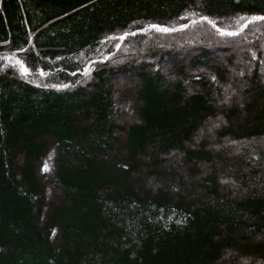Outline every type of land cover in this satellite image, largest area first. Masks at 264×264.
Here are the masks:
<instances>
[{
	"label": "trees",
	"instance_id": "16d2710c",
	"mask_svg": "<svg viewBox=\"0 0 264 264\" xmlns=\"http://www.w3.org/2000/svg\"><path fill=\"white\" fill-rule=\"evenodd\" d=\"M261 65L264 0H0V264H264Z\"/></svg>",
	"mask_w": 264,
	"mask_h": 264
},
{
	"label": "rangeland",
	"instance_id": "374dc122",
	"mask_svg": "<svg viewBox=\"0 0 264 264\" xmlns=\"http://www.w3.org/2000/svg\"><path fill=\"white\" fill-rule=\"evenodd\" d=\"M160 38V37H159ZM164 41V40H163ZM221 42H222V44H224V46H230L229 45V43H224V41H222L221 40ZM232 46V48L233 49H235V51H236V61H237V63H241V60H242V58L244 57V47H237V48H234V46L233 45H231ZM237 46H239V45H237ZM158 47H160V46H158ZM182 49H184L183 47H181L180 46V48L179 49H177L176 50V53H178V55L179 56H182V54H181V50ZM188 51L190 50V49H187ZM219 54V55H218ZM100 55V60H102V59H104V58H106L107 60H109L110 59V56H107V57H103L102 56V53L101 54H99ZM225 54H224V52H216V53H214V55L213 56H220V57H222V56H224ZM177 56V55H176ZM112 58V57H111ZM155 59H157V56L155 57ZM244 64L243 65H249L248 67H251V65H252V62H246V61H244L243 62ZM161 66L163 67V69H167V68H169V65H168V62H166V61H163V63L161 64ZM260 69L262 70V71H264V66L263 65H261V67H260ZM201 71H203V70H201ZM205 71V70H204ZM172 76V75H171ZM120 81H122V80H120ZM130 81H127V82H125V81H122V82H119V85H120V87H130V86H132L133 84H131L130 85ZM117 114L119 115V117L120 118H122V120L124 121V119L123 118H126L127 116H130L131 114H132V112H131V110L127 107V103L125 102L124 104H122V106L119 108V111L117 112ZM231 144H233V145H239L238 143H235V142H231Z\"/></svg>",
	"mask_w": 264,
	"mask_h": 264
},
{
	"label": "snow or ice",
	"instance_id": "6c2138e0",
	"mask_svg": "<svg viewBox=\"0 0 264 264\" xmlns=\"http://www.w3.org/2000/svg\"><path fill=\"white\" fill-rule=\"evenodd\" d=\"M24 71H27V69H24Z\"/></svg>",
	"mask_w": 264,
	"mask_h": 264
}]
</instances>
